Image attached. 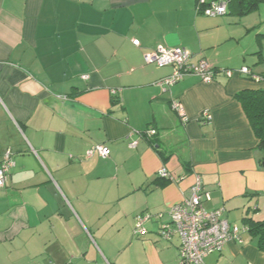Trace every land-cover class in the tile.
<instances>
[{"label":"crops","instance_id":"obj_1","mask_svg":"<svg viewBox=\"0 0 264 264\" xmlns=\"http://www.w3.org/2000/svg\"><path fill=\"white\" fill-rule=\"evenodd\" d=\"M221 1L225 15L203 14ZM233 1L0 0V159L15 163L0 188V264H180V238L164 240L156 216L168 222L198 177L206 210L264 222V150L236 98L264 90V4L240 15ZM158 47L207 61L214 81L159 86L174 68L145 63ZM244 67L260 79L220 72ZM96 146L110 156L88 157ZM143 214L154 217L139 237ZM205 264H264V251L247 232Z\"/></svg>","mask_w":264,"mask_h":264},{"label":"built area","instance_id":"obj_2","mask_svg":"<svg viewBox=\"0 0 264 264\" xmlns=\"http://www.w3.org/2000/svg\"><path fill=\"white\" fill-rule=\"evenodd\" d=\"M228 3L226 1L212 2L202 10L208 17L223 16L227 13ZM134 45L140 43L134 40ZM146 64H156L160 67H173V73L159 81V86L169 88L183 81L187 76L195 75L205 83H211L215 79V68L205 60L198 64L191 62V54L184 48H166L157 49L146 53ZM226 77H251L259 80V77L253 76L251 70L244 67L238 71L220 70ZM114 94H116L113 91ZM172 110L177 113L183 123L189 122L184 105L180 101L172 102ZM201 120L210 122L212 115L205 111L201 115ZM155 130H148L142 134L155 135ZM95 153L103 158L110 156L109 148L105 146H96L88 152V157ZM15 163L12 159V153L8 151L0 159V188L5 187L11 170ZM162 179L175 180L174 174L162 169L158 173ZM210 200L209 193L204 189L201 179L198 177L196 183L190 189V195L184 201L174 206L168 213L169 220L164 222L165 215L158 214L157 220L162 221L159 233L166 241H171L174 235H178L181 241L180 245V264H205L207 257L213 253L220 252L223 247L230 243L241 240L244 233L249 231L246 226H239L230 223L223 217V209L206 210L204 201ZM151 214L139 215L136 219L135 235L142 237L148 231L146 224L153 219Z\"/></svg>","mask_w":264,"mask_h":264},{"label":"trees","instance_id":"obj_3","mask_svg":"<svg viewBox=\"0 0 264 264\" xmlns=\"http://www.w3.org/2000/svg\"><path fill=\"white\" fill-rule=\"evenodd\" d=\"M261 4H264V0H235L232 2V7L240 15H247L257 11ZM236 98L243 105L255 136L259 140V146L264 150V90L244 91ZM245 226L249 228L248 232L259 237V248L264 251V222L249 220Z\"/></svg>","mask_w":264,"mask_h":264}]
</instances>
